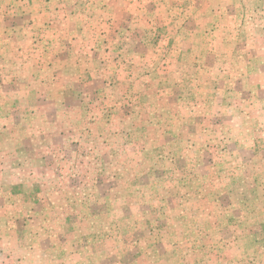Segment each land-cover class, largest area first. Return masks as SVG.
I'll use <instances>...</instances> for the list:
<instances>
[{
  "label": "rangeland",
  "instance_id": "obj_1",
  "mask_svg": "<svg viewBox=\"0 0 264 264\" xmlns=\"http://www.w3.org/2000/svg\"><path fill=\"white\" fill-rule=\"evenodd\" d=\"M0 264H264V0H0Z\"/></svg>",
  "mask_w": 264,
  "mask_h": 264
}]
</instances>
